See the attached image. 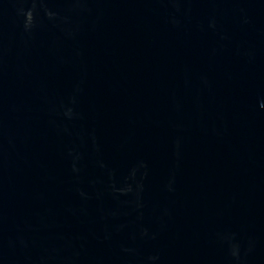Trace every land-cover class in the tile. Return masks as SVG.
<instances>
[{
	"label": "water",
	"instance_id": "water-1",
	"mask_svg": "<svg viewBox=\"0 0 264 264\" xmlns=\"http://www.w3.org/2000/svg\"><path fill=\"white\" fill-rule=\"evenodd\" d=\"M0 264H264V0H0Z\"/></svg>",
	"mask_w": 264,
	"mask_h": 264
}]
</instances>
